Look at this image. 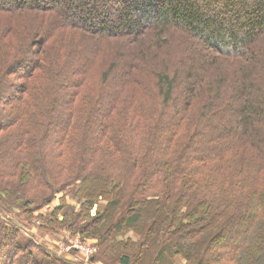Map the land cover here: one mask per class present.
<instances>
[{
  "label": "trees",
  "instance_id": "16d2710c",
  "mask_svg": "<svg viewBox=\"0 0 264 264\" xmlns=\"http://www.w3.org/2000/svg\"><path fill=\"white\" fill-rule=\"evenodd\" d=\"M0 142V264L70 185L93 261L264 264V0H0Z\"/></svg>",
  "mask_w": 264,
  "mask_h": 264
},
{
  "label": "rangeland",
  "instance_id": "374dc122",
  "mask_svg": "<svg viewBox=\"0 0 264 264\" xmlns=\"http://www.w3.org/2000/svg\"><path fill=\"white\" fill-rule=\"evenodd\" d=\"M247 3L250 5L252 3V0H247ZM222 5H218L216 7H210L211 11H218L221 10ZM113 11V15H114ZM222 17V15H221ZM163 38L167 39V42L172 41V39H182L181 34L178 35L175 32L171 31L169 34L167 33L166 36H162ZM169 49V47H168ZM17 83V82H16ZM2 146V142H0V147ZM77 184V183H75ZM72 185L67 187L63 191H59L55 194L53 197V200L51 203H48L41 208H38L33 212L34 218L32 219L31 225H29V222L26 220V214L21 213L20 215H17L14 217L13 220H15L20 226H23V229L39 244L45 246L48 251L52 252L55 256H62L68 260H71L75 262L76 264H103L100 261H93V254L94 252L96 253V248L94 247V243L96 239H88L85 238L84 241H82L80 238L77 236V232H74V230H70L72 235L70 234L69 231L64 230L63 225L59 224L58 227H49V228H44L42 227L43 225L51 226L48 222V219H51L50 217L52 214V211L57 207L61 205V200H64L65 205L69 207V209L72 211L73 214L79 213L82 209L81 205H83L87 200L86 198H77L72 195ZM106 204V201L103 200L102 198L96 197V199L92 202L90 208L88 209L87 215L93 216L96 214L98 209H102L104 205ZM0 206L6 207V205L1 204ZM6 215H9V213ZM62 212L58 213L57 215V220L62 221ZM87 219V218H86ZM86 219L82 220L80 222L81 225L86 223ZM38 221V224L35 222ZM120 239L122 238L119 237ZM123 238H131L133 240H139L137 235H134L131 231L128 232L127 234L123 235ZM26 242V238L23 240ZM75 245V247H74ZM80 247V249H77V246ZM33 245H30V249ZM85 247H91L92 251L89 253L88 257L85 251L81 250L82 248ZM31 252L33 253H38L37 250L31 249ZM39 254V253H38ZM53 254H49L51 259H55ZM106 254L112 256L114 254V251L112 250V246L110 248H106ZM40 255V254H39ZM20 256V253H18L16 258L14 259V263L16 259ZM176 257L178 255H175ZM33 257L35 260L40 261L41 255L38 256V259L36 256ZM180 257V256H178ZM52 260V261H53ZM46 262V261H45ZM54 262H47L46 264H53ZM178 264H186L184 259L178 258L177 261ZM112 264H118L117 262H112ZM218 264H223V263H218Z\"/></svg>",
  "mask_w": 264,
  "mask_h": 264
},
{
  "label": "built area",
  "instance_id": "2783aa9c",
  "mask_svg": "<svg viewBox=\"0 0 264 264\" xmlns=\"http://www.w3.org/2000/svg\"><path fill=\"white\" fill-rule=\"evenodd\" d=\"M35 223L38 224V221H36ZM74 247H75V245H74ZM77 249H80V247L77 246ZM81 250L85 251V253L87 254V257H88L89 253L92 251V248L91 247H85V248H82Z\"/></svg>",
  "mask_w": 264,
  "mask_h": 264
}]
</instances>
